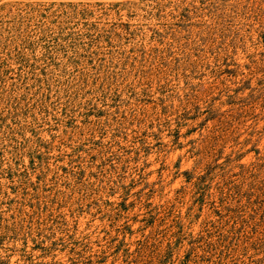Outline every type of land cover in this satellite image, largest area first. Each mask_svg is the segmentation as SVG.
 <instances>
[{
	"label": "rangeland",
	"instance_id": "374dc122",
	"mask_svg": "<svg viewBox=\"0 0 264 264\" xmlns=\"http://www.w3.org/2000/svg\"><path fill=\"white\" fill-rule=\"evenodd\" d=\"M0 264H264V0H0Z\"/></svg>",
	"mask_w": 264,
	"mask_h": 264
}]
</instances>
